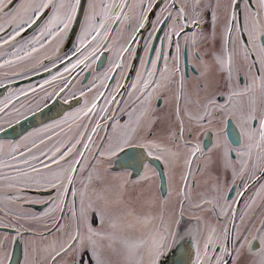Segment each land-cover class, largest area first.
<instances>
[{
	"label": "snow or ice",
	"instance_id": "obj_1",
	"mask_svg": "<svg viewBox=\"0 0 264 264\" xmlns=\"http://www.w3.org/2000/svg\"><path fill=\"white\" fill-rule=\"evenodd\" d=\"M0 90V264H264V0H0Z\"/></svg>",
	"mask_w": 264,
	"mask_h": 264
},
{
	"label": "water",
	"instance_id": "obj_2",
	"mask_svg": "<svg viewBox=\"0 0 264 264\" xmlns=\"http://www.w3.org/2000/svg\"><path fill=\"white\" fill-rule=\"evenodd\" d=\"M40 78H37L35 80H32V82H35L36 80H38ZM22 83V82H21ZM3 133H0V138L3 137ZM23 259V249H22V245L17 244L14 249H13V264H17V261H22Z\"/></svg>",
	"mask_w": 264,
	"mask_h": 264
},
{
	"label": "flooded vegetation",
	"instance_id": "obj_3",
	"mask_svg": "<svg viewBox=\"0 0 264 264\" xmlns=\"http://www.w3.org/2000/svg\"><path fill=\"white\" fill-rule=\"evenodd\" d=\"M37 78H40V77H34L33 78V80H35V79H37ZM24 83H28V81H24V82H22V84H24ZM3 90H0V92H2ZM206 143H207V141H206Z\"/></svg>",
	"mask_w": 264,
	"mask_h": 264
}]
</instances>
